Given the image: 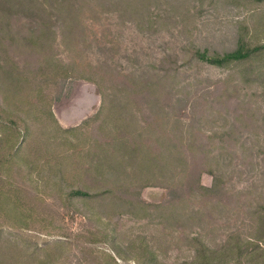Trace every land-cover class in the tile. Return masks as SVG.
I'll return each mask as SVG.
<instances>
[{"label": "rangeland", "instance_id": "rangeland-1", "mask_svg": "<svg viewBox=\"0 0 264 264\" xmlns=\"http://www.w3.org/2000/svg\"><path fill=\"white\" fill-rule=\"evenodd\" d=\"M61 1L0 0V264H192L264 240V0ZM238 44L260 49L192 59ZM89 76L138 103L120 138L170 164L178 147L193 178L97 163L114 134Z\"/></svg>", "mask_w": 264, "mask_h": 264}, {"label": "trees", "instance_id": "trees-1", "mask_svg": "<svg viewBox=\"0 0 264 264\" xmlns=\"http://www.w3.org/2000/svg\"><path fill=\"white\" fill-rule=\"evenodd\" d=\"M64 3L65 1L62 0L58 5L62 7ZM68 5L70 4H66V6ZM259 49L260 48L257 47L248 49L244 45L238 44L233 51L224 53L222 56L218 57L208 56L206 51L200 52L199 50H195L192 53V59L220 66L228 62L236 63L243 61L249 58L253 53L259 51ZM81 78L86 82L94 84L101 97V107L96 116L97 118L95 117V119L100 121L99 127L110 128L111 132L114 134L110 142L104 143L101 145L102 147L97 148V153H93V158L97 163L114 162L117 166L115 169L116 172L122 173L124 171L123 169H125L121 164L123 159L126 157L129 159L139 158L141 160L137 162L142 165L140 170L147 171L148 174H163L162 178L167 176L164 173H169V178H178L182 174H185L184 176L186 178H193L195 172L191 169L187 159L180 158L181 153L178 147L173 146L175 153L172 151L169 154V157L173 160V163L170 164L168 163L166 153L165 155L161 152L158 154L156 153L152 158H148L146 155L140 156L141 149H138L136 144L128 142L126 138L119 137L121 134H119L118 131L124 126L123 112L132 109L134 106L136 107L138 104L137 102L131 101V99L123 96L113 95L112 97L109 89L106 87V79L104 76ZM123 91L124 90H118V93ZM148 104L157 106V102H148ZM71 131L81 133L83 130L79 128ZM145 186H151V184H146ZM189 190L191 189L189 188ZM68 196L70 198H88L91 194L83 189H75L71 190ZM244 243L245 244L241 241H237L235 243H227V247L225 248L205 250L202 254H198L193 259L192 264H264V240L260 237H254Z\"/></svg>", "mask_w": 264, "mask_h": 264}]
</instances>
